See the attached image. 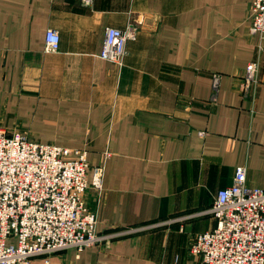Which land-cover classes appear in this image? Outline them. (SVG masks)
<instances>
[{
  "label": "crops",
  "instance_id": "0c3cea01",
  "mask_svg": "<svg viewBox=\"0 0 264 264\" xmlns=\"http://www.w3.org/2000/svg\"><path fill=\"white\" fill-rule=\"evenodd\" d=\"M253 1L0 0V127L106 165L102 199L86 194L103 233L207 212L239 167L264 189V58L256 95L240 93L259 57ZM130 25L124 66L102 60L106 30ZM217 225L204 214L32 264H197L194 237Z\"/></svg>",
  "mask_w": 264,
  "mask_h": 264
},
{
  "label": "built area",
  "instance_id": "2783aa9c",
  "mask_svg": "<svg viewBox=\"0 0 264 264\" xmlns=\"http://www.w3.org/2000/svg\"><path fill=\"white\" fill-rule=\"evenodd\" d=\"M91 7L94 0H82ZM250 28L259 35L256 61L242 76V96H255L260 86L264 58V0H254ZM137 38L136 28H108L100 58L120 68L125 64L127 44ZM61 36L46 33V52H59ZM221 76H213L217 95ZM205 132H199L205 137ZM105 160L112 158L109 150ZM92 170V181L88 176ZM106 165L92 167L88 150L41 143L0 127V264H32L58 253L108 248L113 242L183 222L204 214L217 219V227L194 237L189 252L197 264H264V189L247 184V168L236 170L233 184L219 192L207 212L142 227L99 231V220L86 194L95 191L98 201L105 193ZM16 240V244L9 243Z\"/></svg>",
  "mask_w": 264,
  "mask_h": 264
}]
</instances>
